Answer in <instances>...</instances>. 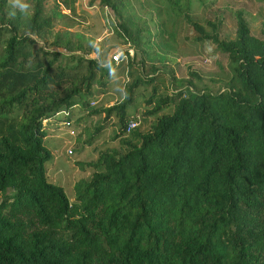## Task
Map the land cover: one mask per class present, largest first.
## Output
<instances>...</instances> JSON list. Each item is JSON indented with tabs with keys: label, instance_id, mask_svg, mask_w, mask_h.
I'll list each match as a JSON object with an SVG mask.
<instances>
[{
	"label": "trees",
	"instance_id": "trees-1",
	"mask_svg": "<svg viewBox=\"0 0 264 264\" xmlns=\"http://www.w3.org/2000/svg\"><path fill=\"white\" fill-rule=\"evenodd\" d=\"M47 1L0 0V264H264V39L243 12L221 39L219 23L206 31L193 18V0H156L149 18L132 0H98L134 49L124 51L129 66L141 69L103 106L92 100L113 64L89 56L92 39L52 31L63 14L59 0ZM180 22L226 54L222 87L191 70L173 75L172 92L158 91L155 62L172 60ZM46 34L57 49L40 44ZM150 84L145 97L140 86ZM138 96L144 120L153 118L145 130L132 111ZM85 113L104 115L96 131L115 126L119 145L98 150L70 200L47 176V140Z\"/></svg>",
	"mask_w": 264,
	"mask_h": 264
},
{
	"label": "rangeland",
	"instance_id": "rangeland-1",
	"mask_svg": "<svg viewBox=\"0 0 264 264\" xmlns=\"http://www.w3.org/2000/svg\"><path fill=\"white\" fill-rule=\"evenodd\" d=\"M10 2L19 8H26L29 0H10ZM52 2L48 0L47 7H51ZM132 2L135 13L145 18L154 16L155 9L159 6L156 0H132ZM193 2V18L206 31H210L207 21L219 23V38L226 39L234 36V12L241 10L251 33L264 39V1L193 0ZM59 9L63 15L55 21L52 31L70 30L92 39L93 46H96L98 52L92 51L89 56L97 57L103 64H113L114 69L110 72L109 83L104 86V91L97 92L92 100L93 104L112 105L121 99L124 84L141 73L140 66L135 64L130 67V61L124 55V51L128 50V54L133 56L134 49L114 30L117 17L109 8H101L98 0H74L73 10L68 9L63 0H59ZM198 35L191 25L183 22L177 25L175 41L170 42L173 46L169 52L172 60L166 59L164 64L155 62L160 69L155 73L159 74V77L154 81L158 91L172 92L176 85L173 75L177 79L186 78L191 70H196L203 81L209 83L208 85L214 90L222 87V82L227 75L228 58L217 49L214 43L197 39ZM37 39L45 48L57 49L50 45L51 34L38 36ZM59 50L66 53L61 48ZM139 58L138 55L136 61H139ZM59 59L64 62L67 57L60 55ZM146 63L149 65L151 62ZM145 73L152 75L153 72L148 70ZM143 87L140 86V90L142 88V93L146 97L151 93L153 84L143 85ZM143 110V97L138 96L132 111L138 114V118L140 117L139 128L145 130L153 118L144 120ZM82 114L83 112L79 111L76 116H82ZM103 117L104 115L87 116L85 113V117L79 123L60 128L57 126V131L52 132L47 140H50L48 146L53 154L52 161L47 164V176L64 187L70 200H73L75 196V184L80 180L88 179L91 175L93 169L90 163L96 159L98 150L105 147L116 148L119 145V140L114 138L115 126L109 124L99 133L96 131V126L103 124Z\"/></svg>",
	"mask_w": 264,
	"mask_h": 264
},
{
	"label": "built area",
	"instance_id": "built-area-1",
	"mask_svg": "<svg viewBox=\"0 0 264 264\" xmlns=\"http://www.w3.org/2000/svg\"><path fill=\"white\" fill-rule=\"evenodd\" d=\"M116 58H117V57H116ZM134 125H135V122L132 121V122H131V127L134 126Z\"/></svg>",
	"mask_w": 264,
	"mask_h": 264
}]
</instances>
